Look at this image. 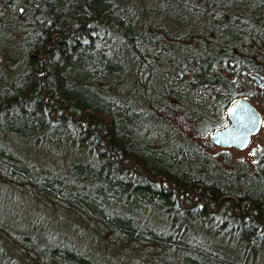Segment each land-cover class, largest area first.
Masks as SVG:
<instances>
[{"label":"trees","instance_id":"1","mask_svg":"<svg viewBox=\"0 0 264 264\" xmlns=\"http://www.w3.org/2000/svg\"><path fill=\"white\" fill-rule=\"evenodd\" d=\"M162 2L0 0V264H107L10 191L132 264H264V152L229 170L204 149L234 98L264 117V0Z\"/></svg>","mask_w":264,"mask_h":264},{"label":"rangeland","instance_id":"2","mask_svg":"<svg viewBox=\"0 0 264 264\" xmlns=\"http://www.w3.org/2000/svg\"><path fill=\"white\" fill-rule=\"evenodd\" d=\"M163 0H160V5H164L162 2ZM142 7H144L143 14L145 17L150 16L151 11L149 10V5L146 3H141ZM151 4V3H150ZM164 7V6H163ZM158 9L160 14H156V20L164 26V29H166L167 32H175L177 31L176 27L178 26L174 20L169 19V11L160 10L159 6ZM155 13V12H154ZM147 18V17H146ZM9 31V30H8ZM12 34L13 31H9L4 34L6 36L1 39L2 45L5 50H7L10 60H15L20 55V51L16 46V43L13 41V37L8 35ZM10 36V38H9ZM3 57H6L4 54ZM10 62V61H9ZM11 63V62H10ZM4 68L0 66V72ZM4 73H6V70H4ZM125 79H127V76H125ZM261 83V80L259 81V86ZM256 84V83H255ZM125 85V84H124ZM125 91V90H124ZM126 97V95L124 94ZM250 101V100H249ZM250 103L260 112V107L256 103L250 101ZM261 114V113H260ZM262 116V125L258 131V133L255 135V137L250 139L249 143L243 150H235L233 148H219L216 146H213L210 143V148H204L207 150V152L211 155H213L214 159L225 169H233L238 164H248L251 163L252 160L256 157V155L260 154L261 152H264V117ZM227 121V120H226ZM228 122H226V125ZM189 135L192 133L187 132ZM210 139V138H209ZM9 142L11 144H16L17 140L14 141L13 139H9ZM200 145H202L200 143ZM24 146V145H23ZM26 148L27 145L25 146ZM28 153V156L31 157L32 160H36L39 162L43 161H49L54 162V159H52L48 153L39 150V149H33V150H26ZM2 193H5V190H2ZM8 194L11 196V198H8L10 203L15 207L18 208V210H22L24 212H27V214H30L32 212H35L37 217H39L40 221H43V225L49 227L50 229H55L60 234H65L66 237H69L72 242H75L76 245L81 249H87L90 251L92 255H96L99 257V259L105 261L107 264H132L131 259L122 258V256L117 252V249L115 245L109 246L108 249L105 248L107 240L105 239L106 236L102 235L100 238H98V244L95 247L91 246V243H84L78 239V233H81V235H86L84 231H86V228L82 223L78 222L77 220L71 218L67 212L63 210L58 209H51L50 206L44 207L43 204H40L38 201H28L24 198V196L18 192V191H10ZM18 216V215H17ZM19 218V216H18ZM32 222V219L30 218V223ZM98 231H95V236ZM107 257V258H106Z\"/></svg>","mask_w":264,"mask_h":264},{"label":"water","instance_id":"3","mask_svg":"<svg viewBox=\"0 0 264 264\" xmlns=\"http://www.w3.org/2000/svg\"><path fill=\"white\" fill-rule=\"evenodd\" d=\"M259 86L262 76L253 73L249 76ZM228 122L224 127L210 135V143L219 148L243 150L262 125L260 112L250 103L247 97L234 98L225 109Z\"/></svg>","mask_w":264,"mask_h":264},{"label":"flooded vegetation","instance_id":"4","mask_svg":"<svg viewBox=\"0 0 264 264\" xmlns=\"http://www.w3.org/2000/svg\"><path fill=\"white\" fill-rule=\"evenodd\" d=\"M258 133V132H257ZM255 137V136H254ZM253 139V138H252ZM250 141V140H249ZM249 143V142H248ZM247 146V145H246Z\"/></svg>","mask_w":264,"mask_h":264},{"label":"bare ground","instance_id":"5","mask_svg":"<svg viewBox=\"0 0 264 264\" xmlns=\"http://www.w3.org/2000/svg\"><path fill=\"white\" fill-rule=\"evenodd\" d=\"M259 134V133H258Z\"/></svg>","mask_w":264,"mask_h":264}]
</instances>
